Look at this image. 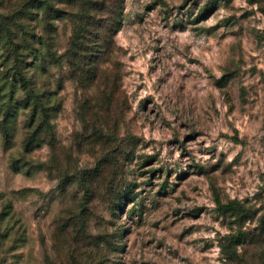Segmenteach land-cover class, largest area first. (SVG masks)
Instances as JSON below:
<instances>
[{
    "label": "rangeland",
    "instance_id": "obj_1",
    "mask_svg": "<svg viewBox=\"0 0 264 264\" xmlns=\"http://www.w3.org/2000/svg\"><path fill=\"white\" fill-rule=\"evenodd\" d=\"M0 264H264V0H0Z\"/></svg>",
    "mask_w": 264,
    "mask_h": 264
},
{
    "label": "trees",
    "instance_id": "obj_2",
    "mask_svg": "<svg viewBox=\"0 0 264 264\" xmlns=\"http://www.w3.org/2000/svg\"><path fill=\"white\" fill-rule=\"evenodd\" d=\"M123 3V2H122ZM91 14H89L88 15V17L89 18H87L86 19V21H88V23H87V25H85V26H80V28H79V31H78V33H79V35L76 37V38H79V39H77V40H75V44L77 45V46H82L83 44L82 43H80L81 41H80V38H82V36H84V34H83V32H84V30H88L87 29V27H92V28H94L95 27V24H94V22H91L92 21V19H94V17H92L93 16V12L94 11H96V10H98L99 9V7H98V4H97V2H94L92 5H91ZM123 10H124V8H123ZM92 17V18H91ZM120 24H121V21H116V23H114V24H112L111 22H109L108 23V25H109V28H112L111 30H113V31H115V26H116V31L115 32H117V31H119L120 30ZM83 27V30H81V28ZM21 81L23 82V84L25 85V86H27L28 85V81H27V78L26 77H21ZM236 209V206L234 205V204H232V203H229V204H227V205H224V206H222V210L225 212V213H231L232 211H234ZM245 237V234H243V236H242V238H244ZM240 238H241V235H235V234H230V235H228V240L227 241H229V243H231L232 241H240ZM228 249H229V247L228 246H224L223 245V254L226 256V258H227V260H232V261H234V259H232V257H229L228 256ZM227 254V255H226ZM239 254L238 253H236V257L237 258H239Z\"/></svg>",
    "mask_w": 264,
    "mask_h": 264
}]
</instances>
